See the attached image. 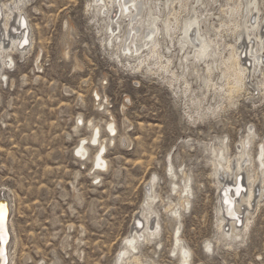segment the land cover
<instances>
[{"label":"rangeland","instance_id":"374dc122","mask_svg":"<svg viewBox=\"0 0 264 264\" xmlns=\"http://www.w3.org/2000/svg\"><path fill=\"white\" fill-rule=\"evenodd\" d=\"M91 3L25 0L27 50L1 67L0 193L11 204L12 264H115L154 176L151 209L160 230L156 244L140 245L145 264H178L171 255L178 227L190 264H264V185L240 240L220 241L212 154L225 147L226 158L235 161L252 133L245 147L256 161L264 144V67L231 100L205 88L203 71L200 80L188 78L194 92L184 94L182 82L170 86L156 68L119 59L116 48L105 45L106 24ZM235 3L217 0L211 21L227 23L219 7ZM258 10L264 26V0ZM224 30L222 42L233 44ZM94 128L95 146L88 140ZM82 140L87 151L80 157ZM100 146L104 170L93 166ZM187 182L189 203L176 221L171 210Z\"/></svg>","mask_w":264,"mask_h":264},{"label":"bare ground","instance_id":"6f19581e","mask_svg":"<svg viewBox=\"0 0 264 264\" xmlns=\"http://www.w3.org/2000/svg\"><path fill=\"white\" fill-rule=\"evenodd\" d=\"M216 3L217 0H92L88 5L95 15L103 18L106 24L105 45L116 48L120 53L119 59H133L138 69L146 68L147 71L153 72L155 70L152 67L156 68L154 73L160 72L169 77L166 83L170 86L182 82L184 94L194 92L192 82L188 78L195 75L196 81L200 80L198 72L203 71L206 77H203L201 82L205 88L212 90L215 96H225L231 100L233 95L245 90L247 79L250 80L257 69L264 67V58L259 55L264 50V32H261L264 26L261 24V18H258V0H237V4L227 10L219 7L218 12L227 16L229 21L226 23L218 20V24L211 21V17L216 19L218 14L212 12V5ZM24 4L25 0H10V3L0 1V71L4 66L13 65L14 54L27 50L28 31L22 17ZM225 28L235 37L233 44L222 42L221 34ZM22 40L23 43L20 44ZM216 72L220 73L215 74ZM2 77L4 76L0 73V78ZM193 103L200 104L201 100L195 98ZM108 129L109 133H115L113 125H109ZM251 136L252 133L243 142L237 159L233 162L226 158L225 147L212 152L216 159L213 168L219 193L228 186L224 195H219L217 210L216 229L221 234L219 240L223 242L240 240L250 225L249 216L251 217L255 202L262 197L264 144L258 148L255 164L254 159L250 157L249 147H245L251 142ZM98 137L99 131L94 128L88 139L89 143L95 146ZM84 143L82 140L76 147V153L80 157L87 151ZM104 152L105 147L102 146L96 152L93 166L97 170H104L106 167ZM169 168L171 171L170 164ZM243 177L245 182H242ZM155 180L154 176L147 185L145 184L146 196L143 205L136 215L137 220L129 236L124 239L125 244L117 252L115 264H145L139 253L140 245L156 244L160 224L156 212L151 209L157 199L154 191ZM242 185L245 192L240 193ZM182 194L180 204L171 210L176 221L180 219V210H185L189 203L188 182L183 186ZM5 201V208L8 210L6 227L9 242L5 245L4 234L1 232L0 239L3 248L5 245L7 264H12V211L7 196ZM1 207L0 200V214L3 213ZM165 209L170 210V206ZM138 217L142 218V222ZM172 237L174 249L171 255L177 256L178 264H190L191 252L179 236V227ZM210 246L207 243L205 248L209 249Z\"/></svg>","mask_w":264,"mask_h":264},{"label":"water","instance_id":"95a60500","mask_svg":"<svg viewBox=\"0 0 264 264\" xmlns=\"http://www.w3.org/2000/svg\"><path fill=\"white\" fill-rule=\"evenodd\" d=\"M0 200L2 202L1 209L3 211V213L0 214V232L2 234H4L3 235V238L5 240L4 242H5V245H7V243L9 242V240H8L9 236H8L7 227H6V223H7V219H8V210L5 208L6 207V201H5V198L2 194H1ZM5 245L3 248L2 242L0 239V264H7Z\"/></svg>","mask_w":264,"mask_h":264}]
</instances>
